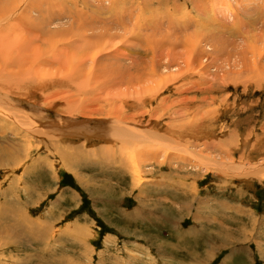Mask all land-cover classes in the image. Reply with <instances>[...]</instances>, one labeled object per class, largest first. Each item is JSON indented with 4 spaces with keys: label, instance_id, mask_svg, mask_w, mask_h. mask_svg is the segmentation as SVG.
I'll return each instance as SVG.
<instances>
[{
    "label": "rangeland",
    "instance_id": "obj_1",
    "mask_svg": "<svg viewBox=\"0 0 264 264\" xmlns=\"http://www.w3.org/2000/svg\"><path fill=\"white\" fill-rule=\"evenodd\" d=\"M0 264H264V0H0Z\"/></svg>",
    "mask_w": 264,
    "mask_h": 264
}]
</instances>
